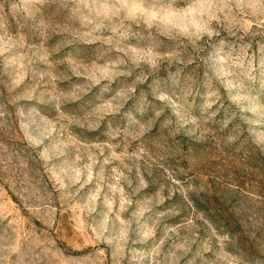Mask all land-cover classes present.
I'll return each instance as SVG.
<instances>
[{
	"label": "rangeland",
	"instance_id": "374dc122",
	"mask_svg": "<svg viewBox=\"0 0 264 264\" xmlns=\"http://www.w3.org/2000/svg\"><path fill=\"white\" fill-rule=\"evenodd\" d=\"M0 264H264V0H0Z\"/></svg>",
	"mask_w": 264,
	"mask_h": 264
}]
</instances>
